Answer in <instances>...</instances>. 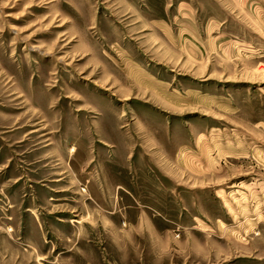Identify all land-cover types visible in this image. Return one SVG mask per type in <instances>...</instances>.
I'll return each instance as SVG.
<instances>
[{
    "label": "rangeland",
    "instance_id": "374dc122",
    "mask_svg": "<svg viewBox=\"0 0 264 264\" xmlns=\"http://www.w3.org/2000/svg\"><path fill=\"white\" fill-rule=\"evenodd\" d=\"M0 264H264V0H0Z\"/></svg>",
    "mask_w": 264,
    "mask_h": 264
}]
</instances>
